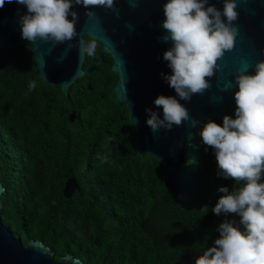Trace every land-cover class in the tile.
Wrapping results in <instances>:
<instances>
[{"label": "trees", "instance_id": "1", "mask_svg": "<svg viewBox=\"0 0 264 264\" xmlns=\"http://www.w3.org/2000/svg\"><path fill=\"white\" fill-rule=\"evenodd\" d=\"M92 41L96 52L83 68L104 61L77 78L66 98L58 85L36 77L32 44L0 48L3 224L24 245L40 240L54 258L68 253L84 264H173L186 248L203 253L222 220L239 221L211 211L223 195L218 189L243 182L218 177L202 125L189 136L177 195L169 190L164 163L136 153L135 125L111 92L118 80L113 60L84 34L85 43ZM225 107L234 118L235 102ZM69 178L75 188L65 197Z\"/></svg>", "mask_w": 264, "mask_h": 264}, {"label": "water", "instance_id": "2", "mask_svg": "<svg viewBox=\"0 0 264 264\" xmlns=\"http://www.w3.org/2000/svg\"><path fill=\"white\" fill-rule=\"evenodd\" d=\"M167 0H115L112 9L103 6L84 7L73 4L71 11L77 13V36L64 43L32 42L22 39L20 16L26 13L25 6L13 0H5L0 7V48L32 44L31 58L36 64V77L49 85H58L63 97L77 78L94 71L104 61L83 68L86 55L79 41L84 42V34L102 44L103 52L108 53L113 63L111 70L118 80L111 92L118 104L125 103L129 122L135 125V151L140 156L150 155L164 163L168 170L164 185L177 195L179 179L177 171L185 162L188 139L192 132L213 120L222 123L226 115V105L233 104L234 84L238 70L248 67L249 74H255V64L264 60V0H237L239 16L234 24L238 28L235 46L225 52L218 61L219 69L210 78V87L203 93L193 95L190 101L180 100L192 119L199 123L192 126L185 121L171 130L159 129L153 133L146 124L148 113L145 109L157 111L163 118L162 108L154 105L160 96H176L174 89L164 81L162 72L171 74L163 53L171 47L165 43L162 22L165 20L163 6ZM210 4L222 10L223 0H209ZM91 11L94 15H87ZM71 19V15L68 17ZM228 82H233L231 90H225ZM179 99V97H177ZM74 112L69 120L73 121ZM75 188L73 178L67 179L63 193L69 197ZM4 191L0 179V195ZM0 200V264H84L71 254L54 258L53 252L40 240L30 239L24 245L15 237L1 220ZM203 255L201 251L184 250L183 256L173 264H195Z\"/></svg>", "mask_w": 264, "mask_h": 264}, {"label": "clouds", "instance_id": "3", "mask_svg": "<svg viewBox=\"0 0 264 264\" xmlns=\"http://www.w3.org/2000/svg\"><path fill=\"white\" fill-rule=\"evenodd\" d=\"M9 3L13 0H8ZM26 7L20 16L22 39L32 42L51 41L64 43L77 36V13L73 4L103 6L112 9L115 0H15ZM5 0H0L3 7ZM237 0H223L220 10L209 0H167L163 6L165 20L161 40L171 41V47L163 53V60L171 74L161 73L164 81L174 89L176 96L160 95L154 100L162 108L163 118L151 108L146 124L155 133L159 129L171 130L189 121L192 126L199 122L192 119L189 110L180 100L190 101L193 95L203 94L209 80L219 69L218 61L225 52L235 46L238 28ZM71 15V19H69ZM87 15H94L91 11ZM83 53L93 56L95 41H79ZM255 74L248 67L238 70L234 84L236 104L234 118L223 117L222 125L207 121L200 133L203 143L215 152L218 177L231 179L242 186L220 187L222 193L211 209L216 216L234 214L239 221L224 219L218 225L219 233L213 246L207 247L195 264H264V60L255 64ZM228 82L225 90H231ZM34 81L29 88L34 89ZM179 97V99H177ZM104 157L102 162L107 161Z\"/></svg>", "mask_w": 264, "mask_h": 264}]
</instances>
